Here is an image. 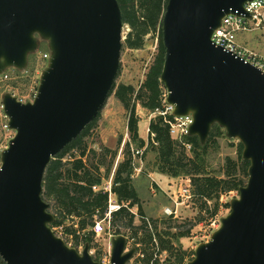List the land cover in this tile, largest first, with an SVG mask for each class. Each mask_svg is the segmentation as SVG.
I'll use <instances>...</instances> for the list:
<instances>
[{
    "label": "water",
    "instance_id": "95a60500",
    "mask_svg": "<svg viewBox=\"0 0 264 264\" xmlns=\"http://www.w3.org/2000/svg\"><path fill=\"white\" fill-rule=\"evenodd\" d=\"M250 1L168 0L162 19L161 82L173 116L193 117L189 136L202 146L218 125L250 164L230 213L187 264H264V74L211 42L226 15L251 18L244 10ZM124 27L118 0H0V77L26 72L43 43L50 52L32 101L2 97L15 132L1 152L6 264H101L89 244L80 251L54 232L43 182L53 158L105 107L121 67ZM111 246L110 264H129L137 253L123 235Z\"/></svg>",
    "mask_w": 264,
    "mask_h": 264
},
{
    "label": "trees",
    "instance_id": "16d2710c",
    "mask_svg": "<svg viewBox=\"0 0 264 264\" xmlns=\"http://www.w3.org/2000/svg\"><path fill=\"white\" fill-rule=\"evenodd\" d=\"M123 12L124 24L132 29L125 42L129 49L144 48L145 37L160 32L159 53L149 68L143 83L136 87L132 84H117L111 95L122 104L128 115L127 130L130 142L126 144L124 159L115 167L118 151L102 147L101 152L91 148L87 141L99 117L49 164L43 182V199L49 204L55 216L53 229H62L66 242L72 247L93 243L96 234L95 223L104 220L109 210V194L101 188L113 174L112 193L121 206L111 214L108 232L114 237L125 236L137 251L144 254L143 264H150L156 255L167 253L170 264H185L189 254L177 244L191 235L193 225L186 230L184 224L172 217L163 219L149 218L143 211L141 198L133 185L131 144L137 149L147 146L156 155V172L173 179L188 178L194 200L200 204L198 223L204 221L202 213L210 212L209 203L215 202L213 214L219 209L223 195L239 190L248 180L249 162L242 159L243 146L239 144L238 160L225 159L222 175H215L209 165L211 151L220 150V140L226 138L225 131L215 125L206 145L202 146L197 137L186 136L192 145L186 148L172 138L170 126L163 116L150 121L148 143L140 136L138 106L150 114L162 108L166 90L161 82L165 49L162 45V19L168 0H118ZM42 46H46L45 43ZM18 72V71H17ZM19 73V72H18ZM109 96V97H110ZM171 119L172 116H169ZM122 140L119 141L121 146ZM75 154L69 155L70 152ZM115 168V169H114ZM100 188L95 191L93 188ZM193 200V202H194ZM230 208V204H228ZM134 208L138 213L132 212ZM139 217L140 224L135 220ZM93 248V247H92ZM94 259L101 262L100 252Z\"/></svg>",
    "mask_w": 264,
    "mask_h": 264
},
{
    "label": "rangeland",
    "instance_id": "374dc122",
    "mask_svg": "<svg viewBox=\"0 0 264 264\" xmlns=\"http://www.w3.org/2000/svg\"><path fill=\"white\" fill-rule=\"evenodd\" d=\"M132 29L129 25H125L123 30V49L121 54V67L119 75L117 77V84H132L136 87L140 86L145 80L146 74L149 71L151 65L155 62V59L159 53L160 44V32L150 33L145 37V45L143 49L134 50L129 49L125 46V42L131 34ZM243 39L246 40L248 47L255 50L256 52L264 55V32L257 31L254 33L245 34ZM48 51L47 44L40 48V52L37 55L30 56L29 65L26 72H17L16 70L7 71L12 78L7 82L0 83L1 90L5 93L16 94V96L24 97L29 101L34 99V94L37 93L39 86V80L41 73L46 68L47 62L43 61V53ZM137 115L140 118L139 129L140 136H143L148 143L149 134L147 129L150 125L151 114L148 111L143 110L138 106ZM8 123V119L5 117L2 100L0 97V167H1V152L8 146L9 141L14 137L10 133L4 130V126ZM128 115L124 110L122 104L116 99L114 95H111L102 112L100 117L95 124L94 128L90 132V136L87 137L89 146L98 152H101L102 147H109L112 150L118 151V155L115 162V167L119 162L124 159V154L126 152V144L130 142V136L127 130ZM122 140L121 146H119V141ZM240 142L237 140H230L227 137L220 140V150L211 151L208 157L209 165L212 172L220 176L222 175V169L227 157L233 160H238ZM75 150L70 152L69 155L75 154ZM144 160H148L149 170L156 171V155L154 151L147 150L143 156ZM115 169V168H114ZM143 176V175H142ZM113 177V174L111 178ZM136 177V176H134ZM158 183L159 179L154 178ZM183 179L181 178L177 181L171 182L165 188L168 193H163L156 183L147 179L149 186L151 185L156 191L155 194L152 191L146 190L138 186L141 201L143 202V211L149 218L163 219L166 218L163 214V208L170 205L169 196L176 192L177 187ZM191 183V182H190ZM239 193L237 191L231 192L229 194L223 195L220 199L219 209L217 213L213 214V209L215 208V202L209 203L210 212L202 213L204 221L198 223V218L200 216V204L194 200V202H189L180 208L179 212V224H184L185 228L182 230L189 229L192 225L191 235L188 238L181 239L177 244L184 251H186L189 256L185 264L191 261L195 257V251L201 243L209 242L211 237L207 235L212 231V223L217 220L221 225V220L230 213V208L228 204L234 198H237ZM51 212V210H50ZM133 213L137 214L138 209L134 208ZM135 224H140L139 217L136 218ZM105 232L101 235H96L93 243L90 246V252L93 257L100 252L101 260L109 253H111V234L108 232V223L104 222ZM58 232L62 233V229L58 228ZM214 232V231H213ZM213 234V233H212ZM114 237V236H113ZM85 245L78 248L80 251L83 250ZM93 247V248H92ZM133 247L130 245V248ZM138 252L134 256V263L138 260ZM0 264H6L0 257Z\"/></svg>",
    "mask_w": 264,
    "mask_h": 264
},
{
    "label": "built area",
    "instance_id": "2783aa9c",
    "mask_svg": "<svg viewBox=\"0 0 264 264\" xmlns=\"http://www.w3.org/2000/svg\"><path fill=\"white\" fill-rule=\"evenodd\" d=\"M244 10L247 14L251 16V18H247L245 14L239 15L229 14L226 15L222 24L219 28H217L211 37V42L214 46L221 48L224 51L232 53L236 58L241 59L246 64H250L257 69H259L264 74V55L256 52L255 50L248 47L246 40L243 39L245 34L254 33L257 31L264 32V0H251L247 2L244 6ZM50 57V52L47 51L43 53V61L47 62ZM9 73L6 72L4 75L0 77V83L7 82L11 80ZM4 92L1 90L0 85V97H2ZM16 96V94H13ZM36 93L34 94V97ZM19 101L26 103L29 102L28 99L20 96H16ZM3 108V107H2ZM174 107L166 102V95H164V100L162 103V108L157 109L150 116V121L157 116H163L165 122H167L170 126V134L173 139L181 143L188 153L192 151V145L187 143L185 138L189 136V130L191 125L193 124V117L183 116V117H174L173 116ZM169 116H172L170 119ZM4 130L11 135H14V131L9 130L8 123L4 126ZM149 134V129H147ZM131 155H132V166L134 169V176H140L144 174V154L147 149V146L142 149H137L131 144ZM112 184L113 177L106 181L101 188L104 192L109 194V210L106 214L104 220H99L95 223L93 227V232L96 235H101L105 232L104 222L109 224L111 220V214L120 209V205L117 203L113 193H112ZM95 191H98L100 188L94 187ZM170 205H167L163 208V214L166 217H172L174 219H179L180 208L186 205L189 202H193L194 196L191 192V183L189 179H183L179 186L177 187L176 192L169 196ZM212 231L207 235V237H211L213 231L219 229L220 223L217 220H214L212 223ZM109 228V227H108ZM107 228V229H108ZM57 236L63 238L66 241L63 233H59L57 229H53ZM111 238L113 237L110 235ZM68 244V243H67ZM72 246L71 243L68 244ZM129 245H132L136 249L139 248V245L135 246L132 242L129 241ZM79 246V248H81ZM138 252V260L134 263L132 260L129 264H143L142 259L144 258V254L141 251ZM167 253H163L161 255H156L150 262V264H165L167 261ZM101 264H110V253L107 254L101 261Z\"/></svg>",
    "mask_w": 264,
    "mask_h": 264
},
{
    "label": "crops",
    "instance_id": "0c3cea01",
    "mask_svg": "<svg viewBox=\"0 0 264 264\" xmlns=\"http://www.w3.org/2000/svg\"><path fill=\"white\" fill-rule=\"evenodd\" d=\"M141 137L146 141V139L143 136H141ZM148 165H149L148 160H144V174H143V176L142 175L136 176L133 179V185L136 188L139 196H140V192H139L138 186L139 187H142V188L145 187L146 190H148L149 192L152 191L153 194L156 193V191L154 190V188L151 185L149 186V184L147 182V179H149L150 181H153L154 183H156V185L158 186V188L163 193H168L167 190H166V188H165L167 185H169L173 181L179 180V179L169 178L168 176L162 175V174H160V173H158L156 171H153V170L150 171ZM156 177H157V179L160 180L159 183L154 179ZM142 206H143V202H142Z\"/></svg>",
    "mask_w": 264,
    "mask_h": 264
}]
</instances>
